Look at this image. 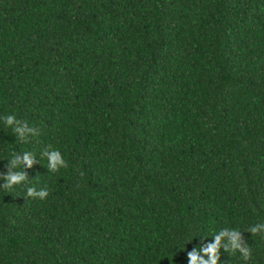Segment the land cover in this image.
I'll return each instance as SVG.
<instances>
[{
  "label": "trees",
  "instance_id": "16d2710c",
  "mask_svg": "<svg viewBox=\"0 0 264 264\" xmlns=\"http://www.w3.org/2000/svg\"><path fill=\"white\" fill-rule=\"evenodd\" d=\"M7 114L40 131L0 125V173L37 158L0 187V264H187L223 228L251 256L219 264H264V0H0Z\"/></svg>",
  "mask_w": 264,
  "mask_h": 264
},
{
  "label": "clouds",
  "instance_id": "9594fccd",
  "mask_svg": "<svg viewBox=\"0 0 264 264\" xmlns=\"http://www.w3.org/2000/svg\"><path fill=\"white\" fill-rule=\"evenodd\" d=\"M0 125L5 129H11L22 141H27L30 137H36L40 129L31 127L27 122L21 121L14 114L0 116ZM42 155L47 159V171H59L67 168L68 163L58 149H46ZM37 158L31 151L13 154L7 161L6 173H0V179L4 182L0 187L13 188L17 185H24L27 181L25 169L31 168ZM26 197L45 200L49 193L46 188L37 189L30 186L26 188ZM240 230L235 228H223L211 237V242L204 246L193 247L187 252V264H219L220 250L231 249L238 253L247 261L251 256L249 245L242 239ZM248 232L251 234L264 232V223L252 225ZM207 257V258H205Z\"/></svg>",
  "mask_w": 264,
  "mask_h": 264
}]
</instances>
